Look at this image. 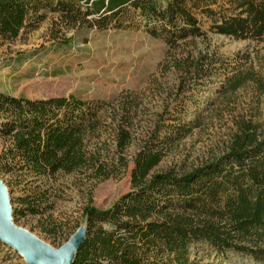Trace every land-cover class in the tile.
I'll list each match as a JSON object with an SVG mask.
<instances>
[{"label": "trees", "instance_id": "obj_1", "mask_svg": "<svg viewBox=\"0 0 264 264\" xmlns=\"http://www.w3.org/2000/svg\"><path fill=\"white\" fill-rule=\"evenodd\" d=\"M50 2L53 11L60 9L65 18L101 29H119L126 21V27H133L139 15L146 31L170 48L207 37L198 13L211 22L214 33L264 40V0H169L166 5L157 0H0V39L17 38L32 13ZM201 57L184 59L186 69L204 71L207 56ZM176 62L180 65L181 60ZM247 80L264 89V78L252 73L236 75L233 88ZM133 103L74 95L30 99L0 94V136L9 141L0 168L35 177L84 170L108 178L114 169L128 166L124 152L132 138ZM186 125H172L169 131L183 135L191 129ZM161 128L158 122L133 157L135 189L107 209L85 207L88 237L73 264H201L193 254L201 245L264 264V130L260 124L241 118L230 149L210 163L183 174L167 170L150 175L170 139L152 142L160 139ZM32 200L22 201L33 214L37 208Z\"/></svg>", "mask_w": 264, "mask_h": 264}, {"label": "rangeland", "instance_id": "obj_2", "mask_svg": "<svg viewBox=\"0 0 264 264\" xmlns=\"http://www.w3.org/2000/svg\"><path fill=\"white\" fill-rule=\"evenodd\" d=\"M157 1L166 5L169 0ZM53 7L50 2L32 13L17 38L0 39V94L30 99L74 95L117 104L131 100L135 116L124 152L128 166H119L108 178L84 170L35 177L0 168V179L10 190L15 222L52 246L62 245L87 222L86 206L107 209L135 189L133 157L158 122L160 139L152 142L157 145L170 139L150 175L167 170L183 174L221 157L230 149L241 118L259 123L264 130V89L258 90L253 80L233 88L238 74L264 78V40H237L214 33L211 22L198 13L207 37L170 48L146 31L139 15L133 27H126V21L119 29H101L81 19L65 18ZM86 8L82 4L83 12ZM188 56L201 60L207 56L205 70L186 69L183 61ZM175 124L191 129L183 135L174 129L170 132ZM8 145L0 136V156ZM26 198H33L36 213H29L22 201ZM193 254L201 264H261L250 256L233 251L222 254L205 245L195 247ZM0 264L26 262L0 241Z\"/></svg>", "mask_w": 264, "mask_h": 264}, {"label": "water", "instance_id": "obj_3", "mask_svg": "<svg viewBox=\"0 0 264 264\" xmlns=\"http://www.w3.org/2000/svg\"><path fill=\"white\" fill-rule=\"evenodd\" d=\"M87 237L88 223L85 222L66 242L54 247L31 230L18 225L10 190L0 179V241L15 249L26 264H73Z\"/></svg>", "mask_w": 264, "mask_h": 264}]
</instances>
